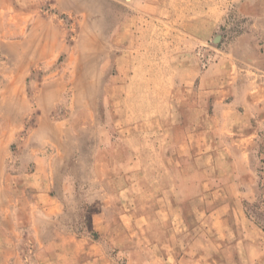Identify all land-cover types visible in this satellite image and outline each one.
Segmentation results:
<instances>
[{"label":"crops","instance_id":"0c3cea01","mask_svg":"<svg viewBox=\"0 0 264 264\" xmlns=\"http://www.w3.org/2000/svg\"><path fill=\"white\" fill-rule=\"evenodd\" d=\"M208 2L184 0V23L180 30L172 26L193 48L208 40L222 23V15H210ZM48 3L59 13L74 8L71 0H0V55L11 63L10 70L0 64V74L8 79L3 88L8 105L3 111H11V119L3 126L12 128L19 123L15 99L23 94L29 56L34 59L32 50L38 46L29 43L38 32L36 17ZM238 8L248 19L245 30L236 37L229 54L223 56L225 61L219 56L218 63L211 67L215 71L216 67L228 66V77L218 74L206 78L223 79L218 95L222 100L233 97L228 104L218 105L221 100H216L213 117L218 118V125L213 130L217 129L221 137L227 128L244 126L247 142L254 136V126H264V82L256 83L257 73L264 77V0H245ZM29 23L32 25L26 29L25 38L8 40ZM52 52L50 43L44 57L31 63L49 62ZM238 62L251 74L244 87L236 81ZM188 91L183 86L173 89L174 103L167 108L170 120L152 123L147 151L136 139L131 142L118 136L110 141L109 146L113 149L116 144L114 149L120 151L124 166L112 182L103 161L96 169L100 182L85 190L90 205L87 227L74 228L65 223L66 199L72 189L69 184L57 183V155L41 152L21 159L18 172H10L0 183V264H264V232L246 216L239 186L229 176L218 183L205 177L206 154L199 149V144H204L205 127L198 122L190 138L184 119L186 111H200L202 116L204 107L198 101L185 103ZM254 118L256 124L251 122ZM146 152L147 159L156 161L154 167L139 165L146 159ZM1 159L5 158L0 155ZM188 160L197 162L194 169L201 175L191 183L182 178L188 174ZM145 175L154 177L156 183H142L137 178ZM124 177L132 180L115 184ZM133 192L151 193V209L155 212H149V219L139 209L141 196ZM131 199L129 204L126 200Z\"/></svg>","mask_w":264,"mask_h":264},{"label":"rangeland","instance_id":"374dc122","mask_svg":"<svg viewBox=\"0 0 264 264\" xmlns=\"http://www.w3.org/2000/svg\"><path fill=\"white\" fill-rule=\"evenodd\" d=\"M242 2L245 0H209L210 15H222V23L212 36L205 32L210 38L195 48L178 31L184 23V0H71L74 8L61 13L45 4L42 14L36 17V38L46 34L53 52L49 62L29 65L23 94L15 99L16 127L3 126L11 119V111H3L8 105L3 89L8 79L0 74V155L5 158L0 161V183L10 172H18L20 160L29 154L57 155V183L69 184L72 189L66 199L65 223L74 228L87 227L90 205L85 190L100 182L96 169L103 161L112 182L124 166L120 151L115 150L116 144L112 149L110 141L118 136L128 137L131 142L136 139L147 151L152 123L170 120L167 108L174 103L173 89L183 86L189 89L184 102L198 101L204 107L202 116L200 111H186L184 119L189 124L190 138L198 122L205 127L204 144H199L206 154L205 177L218 183L229 176L241 190L239 199L246 216L264 232V126H254L249 142L243 136L246 128L241 125L234 130L227 128L220 137L218 130H213L218 125V118L213 117L216 100H221L218 105L228 104L233 97L222 100L218 95L223 79L206 78L218 74L228 77V66L216 67L215 71L211 67L218 63L219 56L225 61L223 56L229 54L234 40L245 30L248 19L238 8ZM31 25L24 26L18 36L12 33L8 40L25 38ZM79 55L93 56L88 76L95 80L80 102L74 79L84 63H69L70 57ZM0 64L10 70L11 63L3 55ZM247 68L238 62V86L244 87L250 79ZM257 74L256 83L264 82L262 73ZM50 83L56 84L54 96L41 98L40 91ZM231 118L235 123V117ZM254 120L251 122L256 124ZM195 145L193 142L196 149ZM144 157L141 167L156 165V161L147 159V152ZM186 163L189 171L182 178L191 183L201 175L195 172V160ZM137 178L142 183H156L149 175ZM131 180L124 177L114 182ZM133 194L141 196L139 209L149 219V212H155L151 209V193Z\"/></svg>","mask_w":264,"mask_h":264},{"label":"bare ground","instance_id":"6f19581e","mask_svg":"<svg viewBox=\"0 0 264 264\" xmlns=\"http://www.w3.org/2000/svg\"><path fill=\"white\" fill-rule=\"evenodd\" d=\"M77 3H79V2H77ZM45 35L46 34L41 36V38L33 37L32 40L29 42L30 44L36 43L38 45L36 48H34L32 50V52L35 55L33 60L40 59V58L44 57V55L46 54V52L50 48L51 41L47 37H45ZM28 50L30 51V49H28ZM29 55H31V54H29ZM79 56H78V58H75V59H72V57H70L69 63H80V65L84 63V65L81 66L82 67L81 70L80 71L78 70L75 73L76 78L74 79V90L76 92V95H78V100L80 102L81 101L80 97H83V93L85 94L86 92L89 91L90 87L94 84L95 80H94V78H91L88 76V72L92 69V66L90 64L92 63L93 56H90V57H87L85 55H79ZM33 60H31V58L29 56V64H31V62ZM59 90H60V85H59ZM57 95H58V93H57ZM39 96L43 99H52V97L54 96L53 84L50 83L48 86H46L44 89V92L42 94H40Z\"/></svg>","mask_w":264,"mask_h":264}]
</instances>
